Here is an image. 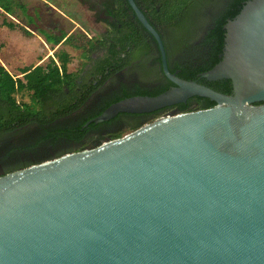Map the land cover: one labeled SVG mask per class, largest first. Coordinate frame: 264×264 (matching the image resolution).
Segmentation results:
<instances>
[{"label":"water","instance_id":"1","mask_svg":"<svg viewBox=\"0 0 264 264\" xmlns=\"http://www.w3.org/2000/svg\"><path fill=\"white\" fill-rule=\"evenodd\" d=\"M128 2L172 86L94 122L193 96L214 105L1 175L0 264H264V0L228 19L220 61L200 75L231 80V94L171 72L160 34Z\"/></svg>","mask_w":264,"mask_h":264},{"label":"trees","instance_id":"2","mask_svg":"<svg viewBox=\"0 0 264 264\" xmlns=\"http://www.w3.org/2000/svg\"><path fill=\"white\" fill-rule=\"evenodd\" d=\"M0 1L7 12L12 11L11 0ZM177 1L181 2L184 7L187 3V0ZM246 1L224 0L220 7L222 8L221 11L208 18L200 30L199 36H196L198 39L189 38L195 29L190 32L188 39H180L179 48L182 46L183 40H186L191 53L187 58L183 54L181 59L175 61L172 67L168 61L170 71L173 73L177 71V76L181 79L196 80L198 83L217 92L231 94V80L207 81L200 75L213 68L220 61V55L223 53L225 44L224 26L228 19L239 13ZM194 2L195 0H193V5ZM113 4L116 6V12L113 13L120 14V11L123 10L122 0H114ZM172 4H176V0H168L166 8ZM18 5L21 7L20 4ZM124 23L121 20L122 26ZM0 26H6L9 29L15 28L14 24L6 21L0 23ZM145 32L147 35L137 37L136 46L141 42L142 46L140 48L144 51L142 49L140 51L144 55H148V50L150 48L154 49L153 45L155 46L152 60L142 62L147 64L151 71L154 70L155 80L144 85L129 87V89L122 87L119 91L109 93L106 97L99 96L100 102H94L96 98L90 100V102H88V99L93 93H96L97 83L100 81V76L105 73L106 66L111 64L113 67L118 68L115 62L110 59L117 54L115 47H120L121 51H125L129 47L127 53L132 52L133 48L130 47L128 39V41L116 37L109 39L106 36L99 38L96 44L104 47V54L90 67L82 69L83 72L68 71L67 66L72 55L66 52L63 65L64 76L61 80L54 79L52 71L45 74V70L42 72L43 76H46V80H44L40 71L29 72L30 68L28 66L20 69V72L23 73L22 78H14L0 64V165L2 174L53 160L66 153L84 150L88 143L87 136L96 130H98V133L105 131V135L109 139H115L123 136L126 131L138 128L143 123L167 115L170 111L187 112L213 106L214 102L210 99L193 96L186 103L164 107L150 113H120L108 121L94 122L98 115L115 102L132 96H157L166 92L172 86V83L161 70L156 43L153 37L150 38L147 31ZM195 34H193V37H195ZM75 40V38L71 39V41ZM109 41H112V43L108 49L106 46ZM167 47L169 53L174 50L170 49L168 44ZM179 48L176 47L175 49L178 50ZM58 70L57 68L56 72ZM40 79H43L42 83ZM95 81L96 83H94ZM123 116L141 118L136 125L126 124L122 126L124 124L123 119H125ZM32 122H39L41 125L39 127L29 126L33 124ZM115 124L121 125L115 127ZM22 153L30 154V157L26 159L15 158Z\"/></svg>","mask_w":264,"mask_h":264},{"label":"flooded vegetation","instance_id":"3","mask_svg":"<svg viewBox=\"0 0 264 264\" xmlns=\"http://www.w3.org/2000/svg\"><path fill=\"white\" fill-rule=\"evenodd\" d=\"M36 1L38 2V5L29 6L25 5L23 0H11L10 2L12 11L10 12H7L3 8L0 1V10L7 16L11 23L14 24V30L21 31L23 34H26L27 37H32L34 34H36L37 37L40 38L39 45L34 46L33 48V50H37V52L35 61H32L31 65L28 66L30 68L29 72L38 70L40 71V74H42V77H44V80H46V76H43L42 72L45 70V74H47L52 71L54 79L58 78L61 80L64 76V54L66 52L69 53V51L65 49V46L66 43H69V40L71 41V39L74 38L70 37L71 32L74 30L73 32L75 34H79V36L82 38V41L80 45H73L71 47L77 49L81 53L80 59L82 60L81 63L83 64L82 69L90 67L99 57L103 56L105 50L104 47L96 44L97 40L103 36L109 37V39L114 37L123 40L128 39L129 41H127L130 44V47L133 48L132 52L128 54L127 51H129V47L125 51H121L120 47H115L117 54L110 59H112V62H115V65L118 68L113 67L111 64L106 66L105 73L100 76V81L97 83L98 87L96 93H93L89 97L88 102L95 98L96 99L94 102H100L99 96L106 97L109 93L119 91L122 87L129 89V87H133L135 85L145 84L142 81V77H137L141 72V70H138V68L141 67L144 60L152 57L153 52L155 51V46L153 45L154 49L150 48L148 50V55H144L140 51V49H142L140 48L142 46L141 42H139V45L136 46L137 37L140 38L143 35H147L145 32L147 30L141 25L135 16V13L128 0H122L123 10L120 11V14L113 13L116 12V6L113 4L114 0H74L79 7L81 12L80 14L84 17L83 21L92 26L91 28H88V30L95 29L94 31H96V33L93 34H88L86 30L81 29V25L77 23L75 25L73 24L69 25V27H66L65 15L60 14L51 5V8L49 6L44 7L42 5V0ZM134 2L143 12L149 23L160 34L165 49H167V60L169 61L170 66L172 67L175 64V61H178L179 58L181 59L183 54H185V57L187 58L191 53L190 47L187 45L188 41L183 40V44L181 46L182 50L179 54L177 50H171L169 53L167 47V35L168 33H180L187 31L188 33L181 39H188V35L192 30L188 27H183L182 29H180V27L183 22L188 24L190 21L189 16L193 5V0H187L185 7L181 2L176 0V4H172L168 8H166L168 0H134ZM18 4H20L21 7H19ZM221 9L222 8H220L215 13L221 11ZM49 10L52 13L50 14L53 18L52 21H56L57 24L52 26L49 25L48 27V22H50V20L47 19L46 12ZM121 20L125 22L123 26L121 24ZM3 21L7 20L4 19ZM20 21H25L26 26L21 25ZM66 30H68L67 34ZM147 33L149 34L150 38L153 37L148 31ZM111 43L112 41L108 42L106 46L108 49L111 47ZM142 51H144V49H142ZM69 63L71 62L69 61ZM122 63H124L123 66H121ZM57 68L59 69L58 72H56ZM82 69L77 71L83 72ZM68 71L74 73L77 72L69 70V67ZM12 75L14 78L23 77V73L21 72L19 74ZM40 82L42 83L43 79H40ZM89 83L91 84L92 82ZM94 83H96V81ZM123 117L125 119H123L124 124L122 126H125L126 124L136 125L141 118L131 116ZM32 123L33 124H30L29 126L39 127V125H41L39 122ZM120 125L121 124H115L114 126L119 127ZM86 140L88 141L86 148H90L97 147L110 139L105 135V131L103 133H98V130H96L88 135ZM28 157H30V154L27 155L26 153H22L19 155V157L15 158L26 159ZM12 161L15 163L14 160ZM0 172L1 175H4L2 174L1 165Z\"/></svg>","mask_w":264,"mask_h":264},{"label":"rangeland","instance_id":"4","mask_svg":"<svg viewBox=\"0 0 264 264\" xmlns=\"http://www.w3.org/2000/svg\"><path fill=\"white\" fill-rule=\"evenodd\" d=\"M223 1L224 0H195L194 5L190 11L189 23L186 24V22H183L180 29H182L183 27H188L191 30L195 29V31L192 33V35H190L189 38L193 40L198 39L196 36H199L200 30L203 28L205 22L208 20V18L211 17V15H213L220 9ZM23 2L25 5L29 6L38 5V2L36 0H23ZM42 2V5L44 7L49 6L51 8L52 6L60 14L65 15L66 27H69V25L73 24L75 25L77 23L81 25V29L86 30L88 34L96 33V31H94L95 29L88 30V28H91L92 26L83 21L84 17L80 14L81 12L79 10V7L74 0H42ZM50 14H52L50 10L46 12L47 19L50 20V22H48V27L49 25L52 26L54 24H57L56 21H52L53 18ZM4 19L7 20L6 22H11L7 18V16L0 10V23H2ZM20 24L26 26L25 21H20ZM14 29L15 28L11 30L6 26L0 27V64L12 74H19L21 68L31 65L32 61H35L37 50H33V48L34 46L39 45L40 38L37 37L36 34H34L32 37H27L26 34H23L21 31ZM73 31L71 32L70 37H74L76 40L66 43L65 49L69 51L70 55H72V58L70 60L71 63H68L69 70L77 71L79 69H82L83 67V64L81 63L82 60L80 59L81 53L71 46L75 44L77 46L80 45L82 38L79 36V34H75ZM195 32L197 33L195 34ZM67 33L68 30H66V34ZM187 33V31L180 33H168L167 44L169 45L170 49L176 50V47L179 48L181 44L180 39ZM193 34H195V37H193ZM181 50L182 47L177 50L178 54L181 52ZM146 60L150 62L152 60V57L147 58ZM138 70H141V72L137 77H142L143 83L147 84L148 82L155 80V72L154 70L151 71L150 68H148L147 64L143 63L141 67L138 68ZM170 113H172V111H170L168 114ZM129 132L131 131H126L124 134H127Z\"/></svg>","mask_w":264,"mask_h":264}]
</instances>
